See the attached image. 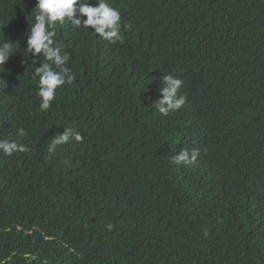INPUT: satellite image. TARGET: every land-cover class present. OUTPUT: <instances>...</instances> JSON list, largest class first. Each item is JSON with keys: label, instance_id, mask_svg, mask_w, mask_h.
I'll list each match as a JSON object with an SVG mask.
<instances>
[{"label": "trees", "instance_id": "1", "mask_svg": "<svg viewBox=\"0 0 264 264\" xmlns=\"http://www.w3.org/2000/svg\"><path fill=\"white\" fill-rule=\"evenodd\" d=\"M35 2L0 0V140L26 148L0 150V264H264V0H107L116 42L57 22L75 78L44 111ZM166 74L184 104L162 115ZM64 128L83 139L49 153Z\"/></svg>", "mask_w": 264, "mask_h": 264}, {"label": "clouds", "instance_id": "2", "mask_svg": "<svg viewBox=\"0 0 264 264\" xmlns=\"http://www.w3.org/2000/svg\"><path fill=\"white\" fill-rule=\"evenodd\" d=\"M35 16L28 27L26 35V50L33 57L43 55L46 62L36 67L33 78H38L37 95L40 98V109L47 110L58 86L71 83L75 78L68 67H65L69 59L68 54H62V45L56 43L53 37L56 35L55 28L57 22L63 24L65 18L71 20L76 27L85 29L91 28L94 33L110 42L122 40L120 34V12L111 7L107 0H96L95 5L90 4L89 0H36ZM25 9V8H24ZM22 11V10H21ZM18 12L17 15H20ZM32 11V10H31ZM12 13V12H10ZM29 25V23H28ZM5 30L0 31V36L4 37ZM12 45L8 40L0 39V72L6 73V67L12 59ZM183 81L171 74L162 77V82L158 92L160 96L155 100V107L162 115H168L176 111L184 104V98L177 95ZM63 134L55 135L48 147L49 153L55 152L57 146L69 140V133H72L76 141H81L83 137L79 133L72 132L71 128H64ZM17 134L23 136L24 129L18 128ZM0 150L5 154L11 155L14 151H25L23 145L15 142L0 140ZM198 152L193 150L191 156L185 149L174 156V162L194 163ZM111 230L112 225H107Z\"/></svg>", "mask_w": 264, "mask_h": 264}]
</instances>
